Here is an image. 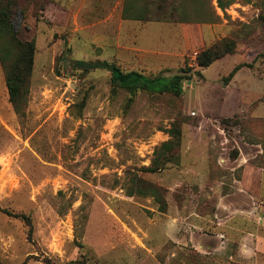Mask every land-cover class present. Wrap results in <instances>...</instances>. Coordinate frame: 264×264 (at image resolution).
I'll return each mask as SVG.
<instances>
[{
  "label": "rangeland",
  "instance_id": "374dc122",
  "mask_svg": "<svg viewBox=\"0 0 264 264\" xmlns=\"http://www.w3.org/2000/svg\"><path fill=\"white\" fill-rule=\"evenodd\" d=\"M122 2L39 0L24 21L16 14L36 51L23 117L0 69V264H264L260 253L237 258L211 227L221 200L223 216L264 232V175L258 184L253 171L264 168V0L224 10L213 0L216 20L191 24L125 20ZM223 38L235 51L198 67ZM97 62L159 85L182 70L189 79L178 97L132 98L109 71L86 67ZM173 124L179 163L140 173ZM131 172L165 190V212L127 196Z\"/></svg>",
  "mask_w": 264,
  "mask_h": 264
},
{
  "label": "trees",
  "instance_id": "16d2710c",
  "mask_svg": "<svg viewBox=\"0 0 264 264\" xmlns=\"http://www.w3.org/2000/svg\"><path fill=\"white\" fill-rule=\"evenodd\" d=\"M213 0H123L121 15L125 20L158 23H211L217 15L212 5ZM236 1L248 0H215L216 7L224 10ZM39 0H0V69L3 74L8 102L18 117H23L28 102L30 79L34 65L35 42L33 39H22L13 27L16 14L22 20L27 19L30 10L38 5ZM264 22V15H260ZM235 42L228 38L220 39L202 49L196 56V64L200 68L211 65L214 61L235 51ZM242 65H237L226 77L229 81ZM90 69L102 68L110 73L111 82L129 93L133 98L137 92L150 94L170 93L178 97L182 93V83L189 79L184 73L176 74L168 82L159 85L162 77H148L137 71H123L114 63H93L86 66ZM169 139L162 142L153 152L148 166L142 167L140 173H154L167 164L179 163L181 131L173 124L168 130ZM235 158V156H233ZM126 194L129 197H150L157 204L160 212H165L167 202L165 190L147 182L137 173L128 174L125 183ZM12 215V214H8ZM17 216V215H16ZM43 264H56L49 258L42 260ZM70 264H74L71 262Z\"/></svg>",
  "mask_w": 264,
  "mask_h": 264
},
{
  "label": "crops",
  "instance_id": "0c3cea01",
  "mask_svg": "<svg viewBox=\"0 0 264 264\" xmlns=\"http://www.w3.org/2000/svg\"><path fill=\"white\" fill-rule=\"evenodd\" d=\"M253 171L254 173H257L258 184H260L261 177L262 175H264V168H260L259 171ZM246 172L247 170L245 168L244 174H246ZM219 202L220 203L217 205L216 208L215 221H212L211 225L214 237H221L223 236V234H227V236L229 237L228 242L233 248L232 251H234L235 256H237V258L244 259V257H248L251 254L257 255L259 253L264 255V235L259 234L264 232H260L258 228L254 229L249 228V226L247 227L244 222V218H247L246 216H240V214L233 213L223 216L222 212L226 211L228 209V206H226L221 200ZM234 217H242V222L236 220L233 221L232 219ZM257 224L264 227V216L258 217ZM220 242L221 241L219 240V243ZM196 250L199 253H208V251L206 250V248H204L203 245H201L198 249L196 248Z\"/></svg>",
  "mask_w": 264,
  "mask_h": 264
}]
</instances>
